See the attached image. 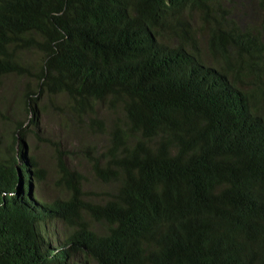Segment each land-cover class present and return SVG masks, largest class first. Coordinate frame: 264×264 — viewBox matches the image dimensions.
<instances>
[{"label": "trees", "instance_id": "16d2710c", "mask_svg": "<svg viewBox=\"0 0 264 264\" xmlns=\"http://www.w3.org/2000/svg\"><path fill=\"white\" fill-rule=\"evenodd\" d=\"M223 1L0 0V79L23 72L16 53L31 50L37 93L63 96L72 121L98 102L123 117L89 158L110 188L100 202L60 158L62 196L35 199L41 171L12 137L0 264H264V0H249L259 28L237 25Z\"/></svg>", "mask_w": 264, "mask_h": 264}, {"label": "rangeland", "instance_id": "374dc122", "mask_svg": "<svg viewBox=\"0 0 264 264\" xmlns=\"http://www.w3.org/2000/svg\"><path fill=\"white\" fill-rule=\"evenodd\" d=\"M221 6L230 11L237 25L259 28L262 15L256 11V4L249 0H226ZM196 27L203 39L204 30ZM16 56L24 71L0 79V154H4L15 137L25 159L30 158L41 171L38 174L41 182L35 184L30 180L29 186L31 194L40 202H51L62 196V190L55 186L57 158L83 175L82 191L86 200L102 201L110 188L92 177L89 158L104 153L113 122L123 118L120 105L98 102L90 113H84L82 120L72 121L63 96L47 98L37 93L39 55L22 50ZM89 118L98 120L100 128L87 127ZM28 169L32 170L30 166ZM40 230L47 233L46 239L54 246L65 239V231L59 223L47 222Z\"/></svg>", "mask_w": 264, "mask_h": 264}]
</instances>
